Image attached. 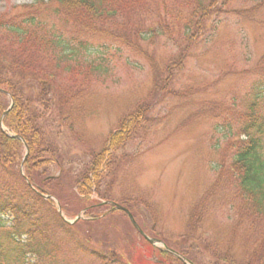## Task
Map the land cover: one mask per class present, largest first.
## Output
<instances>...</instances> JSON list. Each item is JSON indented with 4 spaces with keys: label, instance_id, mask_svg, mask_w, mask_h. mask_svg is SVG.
Masks as SVG:
<instances>
[{
    "label": "rangeland",
    "instance_id": "obj_1",
    "mask_svg": "<svg viewBox=\"0 0 264 264\" xmlns=\"http://www.w3.org/2000/svg\"><path fill=\"white\" fill-rule=\"evenodd\" d=\"M167 3L168 13L176 17L178 4ZM13 6L37 4L35 0H0V16ZM224 12L215 34L206 42H193L188 49L186 61L172 79L177 97L151 93L149 56L164 67L178 51L166 37L140 41L147 58L116 42L94 39L89 52L62 63L57 81L75 97L64 116L58 110L45 113L44 121L50 114L45 127L57 146L55 156L63 165L52 166L47 173L60 180L57 191L70 210L69 215L63 213L65 219L72 223L82 217L70 231L86 250L77 251L68 235L63 236L61 252L56 251L46 264H112L117 258L120 263L116 264H158L163 246L180 255L184 264H195L192 260L228 264L222 260L227 251L239 258L245 246L251 248L245 226L235 228L230 200L221 203L217 199L221 191L214 185L221 159L231 157L217 143L236 141L238 116L247 111L251 90L264 74V0H231ZM42 16L62 33H72L45 12ZM144 23L147 28L157 24L149 17ZM111 24L109 29L115 26ZM140 107L146 108L142 122L131 128L127 142L109 156L99 189L107 199L94 194L89 202L107 207L100 210L102 214L92 212L87 217L76 195V179ZM228 129H232L230 137ZM205 199L201 223L191 221L193 207ZM144 236L163 245H150ZM4 238L0 230L4 253L0 264H23L9 252V241ZM92 248L106 261L92 258ZM33 261L30 264H36Z\"/></svg>",
    "mask_w": 264,
    "mask_h": 264
},
{
    "label": "trees",
    "instance_id": "obj_2",
    "mask_svg": "<svg viewBox=\"0 0 264 264\" xmlns=\"http://www.w3.org/2000/svg\"><path fill=\"white\" fill-rule=\"evenodd\" d=\"M173 1L179 6L176 17L168 13L167 0H35L36 7L13 6L0 16V230L4 240L9 241V252H14L23 264L35 259L36 264H46L55 258L66 235L77 251L84 246L73 240L70 230L74 225L63 220L52 199L44 197L56 198L63 213L70 214L68 201L57 191L60 180L47 173L52 166L63 165L60 157L55 156L57 146L45 127L50 114L44 121L46 111L58 110L64 116L71 106L70 99L75 97L57 81L62 63L89 52L94 39L116 42L147 58L140 41L166 37L178 51L164 67L148 55L154 84L151 93L177 97L172 79L186 61L188 49L193 42H206L215 34L231 0ZM43 12L73 34H64L51 26ZM146 17L157 24L147 28ZM212 18L214 21L210 22ZM111 23L115 26L109 29ZM177 33L182 35L175 36ZM251 98L247 111L236 121V141L217 143L218 148L225 146L231 153L230 159H221L217 168L219 178L214 188L221 191L217 199L221 203L230 200L235 228L244 225L246 236L251 237V248L245 246L241 257L230 251L221 255L228 264H264V74L252 88ZM145 109L140 107L124 120L122 128L111 135L100 153L94 155L92 164L85 166L76 179V195L80 207L86 208L85 216L92 212L102 214L106 209L98 202L91 205L90 199L94 194L107 199L99 189L111 162L109 156L127 142L128 132L142 122ZM226 132L225 135L232 136V129ZM14 136L21 137L28 146L25 161V146ZM206 202L207 199L202 200L193 207L191 221L201 223ZM25 236L27 240L23 241ZM92 249V258L106 261L98 255L99 251ZM160 254L159 264H184L171 253ZM118 262V258L111 261Z\"/></svg>",
    "mask_w": 264,
    "mask_h": 264
},
{
    "label": "water",
    "instance_id": "obj_3",
    "mask_svg": "<svg viewBox=\"0 0 264 264\" xmlns=\"http://www.w3.org/2000/svg\"><path fill=\"white\" fill-rule=\"evenodd\" d=\"M19 139H21V138H19ZM22 140V139H21ZM26 151H27V153H28V148L26 147ZM120 210H124V211H126L125 209H123V208H119ZM58 211H59V214L62 216V211H61V208L59 207V205H58ZM128 214V216H129V218H130V220H131V222H132V224L134 225V227L141 233V234H143V232L140 230V228L138 227V225L136 224V222H135V220L133 219V217H132V215L130 214V213H127ZM79 219H81V216H79L77 219H76V221H78ZM75 221V222H76ZM145 237V239L150 243V244H152V245H163L162 243H161V241H158V240H156V239H150V238H148L147 236H144Z\"/></svg>",
    "mask_w": 264,
    "mask_h": 264
}]
</instances>
